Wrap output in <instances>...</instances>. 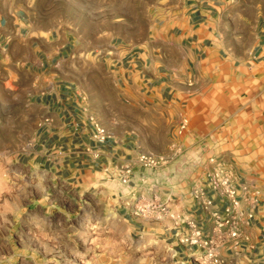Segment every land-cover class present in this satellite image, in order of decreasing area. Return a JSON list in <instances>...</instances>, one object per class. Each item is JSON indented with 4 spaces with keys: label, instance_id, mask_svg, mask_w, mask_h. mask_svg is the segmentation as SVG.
Returning a JSON list of instances; mask_svg holds the SVG:
<instances>
[{
    "label": "rangeland",
    "instance_id": "1",
    "mask_svg": "<svg viewBox=\"0 0 264 264\" xmlns=\"http://www.w3.org/2000/svg\"><path fill=\"white\" fill-rule=\"evenodd\" d=\"M1 1L7 6L14 3L22 13L24 36L31 32L48 37L50 44L44 49L59 51L52 65L57 73L51 71L55 80L58 84L77 85L97 125L107 134L113 131L117 140L127 141L128 162L141 155L167 162L164 171L145 175L147 189L154 185L158 188L156 198L149 197L150 204L161 205L170 192L188 190L175 179L199 181L202 155L206 158L218 154L246 169L255 166L264 172V123H253L250 129L248 119L238 121L228 103L233 99L231 90L224 92V105L217 106L206 98L184 114L179 111L188 119L181 136L176 134L178 122L158 117L162 111L156 103L146 102L140 108L120 99L118 85L123 87V83L116 58L132 50L148 57L158 46L168 43L170 34L178 35L182 26L178 17L185 0ZM192 2L213 10L214 27L226 33L231 48L238 44L237 39L246 48L254 40V27L264 29V0H188L187 4ZM10 44L5 46L7 52ZM6 53L0 55L2 68ZM62 59L66 64L56 68ZM204 70L203 66L199 68V83L218 80L219 73L209 78ZM17 84L24 88L28 81ZM216 111L222 113L224 121H202L203 115ZM9 123L0 132V264H198L194 257L187 256L184 245L181 250L174 248L172 235L163 232L174 220L169 212L156 209L145 217L120 216L119 209L131 210L137 202L116 194L121 187L114 178H110V185L107 178H98L100 174L89 173L78 179L69 170H43L39 159L32 163L34 155L40 156L41 152L33 146L34 127L27 125L24 132L22 121L14 122V130ZM200 133L208 136L207 154L199 151L196 136ZM178 144L183 149L175 158L170 149ZM145 147L150 152L137 153ZM176 160L182 166L186 164V169L172 168ZM134 172L136 180L130 190L136 192L142 171L136 166ZM238 231L240 240L239 224ZM234 242L228 238L218 240L220 264H264L260 243L241 247L249 250L250 256H244L238 251L239 242Z\"/></svg>",
    "mask_w": 264,
    "mask_h": 264
},
{
    "label": "crops",
    "instance_id": "2",
    "mask_svg": "<svg viewBox=\"0 0 264 264\" xmlns=\"http://www.w3.org/2000/svg\"><path fill=\"white\" fill-rule=\"evenodd\" d=\"M187 1H184L185 6L178 17L182 22L178 35L170 34L168 43L158 46L148 57L132 50L116 58L115 63L120 64L117 71L120 73L119 80L123 83V87L118 85L120 99L124 104L130 101L140 108L146 102L152 105L156 103V108L162 111L158 116L161 120L179 124L185 120L188 127L187 116L183 114L190 106L206 98L217 106L224 105L221 104L225 103L224 92L231 90L233 99L228 103L232 106L235 118L240 122L248 119L250 129L253 123H264V29L257 30L254 27V40L246 48L243 49L240 39L231 48L226 33L214 27L213 10L206 8L203 3L187 4ZM24 28L26 22L15 4L9 3L7 6L0 0V55L7 52L5 46L11 43L8 52L3 55L5 65L3 68L0 65V132L4 130L6 122H10L12 125L9 128L14 130L15 123L22 121L24 132L27 125H32L33 146L39 147L41 151L40 156L32 153L36 159L32 163L39 159L43 170L50 173L53 170H69L78 179L89 173L100 174L98 178H107L108 184L112 185L110 178L115 168L128 162L129 144L126 140H117L113 131L108 132L109 138L103 144L92 141L97 119L87 112L88 106L78 86L58 84L56 75L51 72L57 73L52 67L59 51L46 50L50 44L48 37L34 36L31 32L24 36ZM237 46L240 48L237 49ZM59 61L56 68L66 64L65 59ZM202 66L209 78L214 72L219 73L218 80L213 83L209 79L208 82L199 83L196 76ZM21 80L28 81L24 88L18 87L17 83ZM163 107H167L168 111ZM213 119L224 121L222 113L218 111L202 116V121ZM196 138H199L201 146L199 151L207 154L208 136L200 133ZM178 145H173L171 152L177 148L183 149L181 144ZM145 148L143 151L138 149L137 153L150 152L149 148ZM201 157L200 180L175 179L184 183L188 190L183 193L179 191L178 194L170 192L168 212L174 220L163 228V232L172 235L174 248L181 250L183 245L179 239L188 234L183 220H193L205 236H210L213 230L212 214L223 215L225 208L230 205L226 197L208 188L209 175L216 166L229 176L236 189L239 203L234 214L241 234L238 251L250 256L249 250L241 248L248 243H260L264 248V172L255 166L246 169L237 161L226 160L225 156L218 154ZM212 157H215L217 165L209 162ZM179 161L176 160L172 168L177 171L186 169V164L182 166ZM175 180L173 183H177ZM193 186L200 187L205 192V198L212 201L209 209H203L192 199ZM157 190L156 185L149 189L143 186L139 193L149 199L151 195L157 196ZM117 212L128 219L134 217L129 208L122 207ZM142 226L145 231L146 226ZM185 248L186 253H189L187 256L194 255V248Z\"/></svg>",
    "mask_w": 264,
    "mask_h": 264
},
{
    "label": "built area",
    "instance_id": "3",
    "mask_svg": "<svg viewBox=\"0 0 264 264\" xmlns=\"http://www.w3.org/2000/svg\"><path fill=\"white\" fill-rule=\"evenodd\" d=\"M187 129V121L183 120L180 122L176 129V134L181 136ZM106 131L97 124H94V130L91 135L93 142L103 144L108 139ZM182 153L180 148L175 149L174 157ZM211 164H216L215 157L209 158ZM175 163V161L173 162ZM167 165L163 159H156L155 157L141 155L135 161L125 162L118 167L117 171L114 172L111 178H114L117 185L121 187L118 190V194L121 197L129 198L133 202H137L136 206L131 209V213L135 216L145 217L150 213L154 214V210L158 209L160 212H168L169 202L171 199V193H169L163 203L152 205L148 201L146 195L139 193V189L146 186L145 175L150 172L164 171ZM138 168L141 172V177L137 180V191L132 189L134 187V181L136 175L134 167ZM208 188L215 194L222 197H226L230 201V205L225 208L223 215L213 213L211 218L213 222V230L210 236H205L202 233L200 227L190 219L183 220L186 224L188 234L179 239V243L194 248L195 262L198 264H220V258L218 255V240L229 239L238 243L239 231H238V219L234 214V209L238 206V200L236 198V189L231 183L229 176L225 175L223 170L216 166L215 170L211 171L208 178ZM123 195V196H122ZM192 199L198 202L199 205L207 210L212 206V201L205 198V192L197 186H194L191 192ZM156 198V197H155ZM251 215L249 216V218Z\"/></svg>",
    "mask_w": 264,
    "mask_h": 264
}]
</instances>
